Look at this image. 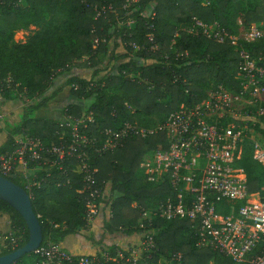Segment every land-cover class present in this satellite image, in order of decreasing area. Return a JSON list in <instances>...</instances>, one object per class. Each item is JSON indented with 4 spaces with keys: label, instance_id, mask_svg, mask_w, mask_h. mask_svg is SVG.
I'll return each mask as SVG.
<instances>
[{
    "label": "trees",
    "instance_id": "16d2710c",
    "mask_svg": "<svg viewBox=\"0 0 264 264\" xmlns=\"http://www.w3.org/2000/svg\"><path fill=\"white\" fill-rule=\"evenodd\" d=\"M205 1L140 0L124 8L126 0H0L1 94L8 99H28L24 100L21 121L9 130L0 154L14 150L17 134L39 137L46 144L60 143L62 133L69 137L58 120L37 116L35 112L47 108L61 91L43 95L53 79L71 73L73 66L94 68L91 78L76 74L66 82L76 97L93 98L84 112L76 104L65 109V113L74 116L94 113L96 122L88 126L89 134L100 128L119 127L125 121L154 126L182 103L190 106L202 100L218 84L237 88L235 48L184 28L195 20L218 22L231 31L237 30L239 21L245 27L264 22V0H208L209 4ZM150 4H154V18L146 11ZM130 21L134 24L128 25ZM31 25L38 28L35 33L25 42L15 41V32ZM150 31L155 33V51L150 49ZM95 39L100 41L96 46ZM103 56H108L110 67L100 66ZM9 76L13 79L10 86L6 82ZM95 76L100 77L93 80ZM40 95L43 97L38 98ZM166 147L164 133L158 132L145 138L130 137L114 152L94 155L97 182L102 188L96 217L103 216L106 232L138 237L139 223L147 221L143 209L156 208L170 193L167 183L147 182L140 168L144 157ZM252 153L248 140L241 165L247 174L249 191L256 192L264 186V166L253 159ZM37 175L45 179L41 187L34 188L32 200L42 226V244H62L68 235L85 237L88 194L79 192L84 185L82 175L67 164L61 170L50 166ZM7 178L25 186L20 176ZM109 209L113 211L110 219ZM0 214L8 215L11 232L18 238L17 246L4 250L0 253L3 255L27 242L28 228L22 215L1 198ZM153 225V264L174 251L183 254L179 264H231L225 254L196 246L189 219L153 217ZM105 247L115 250L112 244ZM74 255L77 259L85 254ZM27 258L32 259V264H40L34 253L24 255L14 264H25Z\"/></svg>",
    "mask_w": 264,
    "mask_h": 264
},
{
    "label": "built area",
    "instance_id": "2783aa9c",
    "mask_svg": "<svg viewBox=\"0 0 264 264\" xmlns=\"http://www.w3.org/2000/svg\"><path fill=\"white\" fill-rule=\"evenodd\" d=\"M139 1L126 0L123 7ZM204 3L209 4V1ZM148 13L151 18L156 15L153 8ZM132 24L134 21L128 22ZM184 29L235 48L237 88L218 84L209 89L202 100L190 106L182 103L154 126L125 121L119 127L100 128L95 134H89L88 126L96 122L93 112L79 116L65 113L60 127L68 131V138L62 133L60 143L46 144L39 137L17 134L14 150L0 154V175L20 176L31 200L35 198L34 188L41 187L45 180L38 178V171L48 170L50 166L61 170L67 164L72 171L81 174L84 185L79 192L88 194L85 220L90 227L99 212L98 199L102 194L97 182L98 169L93 165L94 155L114 152L130 137L145 138L158 132L165 135L167 147L144 157L140 168L147 182L167 183L170 193L156 208L143 209L142 215L147 221L139 223L138 241L126 246L115 242L112 244L114 252L104 246L96 253L77 259L61 243L48 242L33 252L40 264L111 261L153 264L151 260L156 250L153 217L189 219L195 231L196 246L225 254L231 264H264V186L261 191L250 192L247 174L241 165L245 144L250 140L253 159L264 166V136L254 137L252 128H248L249 119L264 117V22L245 27L239 21L237 30L231 31L218 22L195 20ZM147 37L150 49L157 50L154 31ZM99 43V39L94 40L95 46ZM247 45L252 47L249 49ZM133 46L139 48L136 44ZM6 82L10 86L13 79L9 76ZM108 214L109 219L113 217L111 209ZM17 244L18 238L11 231L0 230V253L14 249ZM182 259V252L174 251L157 264H179Z\"/></svg>",
    "mask_w": 264,
    "mask_h": 264
},
{
    "label": "crops",
    "instance_id": "0c3cea01",
    "mask_svg": "<svg viewBox=\"0 0 264 264\" xmlns=\"http://www.w3.org/2000/svg\"><path fill=\"white\" fill-rule=\"evenodd\" d=\"M61 94L62 91L58 93L54 100L52 99L53 101L51 100L52 102L50 101L47 108L42 109L38 112V116L43 115L47 118L53 119L62 118L61 111H55L54 108L56 107L54 106V103H56L55 100H57V98H59ZM69 94V97H65L60 101H70V103L72 102L73 104L80 106L82 108V111H84L85 109L83 103L81 104L82 101L71 92ZM60 107L62 106L60 105ZM23 108L24 107L22 106V101H20L19 98L16 97L8 99L0 93V115H2V118L0 119V146L5 143L9 134V130L21 121ZM102 219L103 216L94 219L90 226V229L92 230L90 236L83 237L78 235H68L62 242V245L74 254H93L98 252L99 249L105 244L111 245L115 242H119L121 244L129 245L138 241V238L136 236L130 237L124 236L122 234H110L106 232ZM0 230L11 231L10 220L8 215L6 214H0Z\"/></svg>",
    "mask_w": 264,
    "mask_h": 264
},
{
    "label": "water",
    "instance_id": "95a60500",
    "mask_svg": "<svg viewBox=\"0 0 264 264\" xmlns=\"http://www.w3.org/2000/svg\"><path fill=\"white\" fill-rule=\"evenodd\" d=\"M0 198L22 215L28 228V240L23 246L0 255V264H14L24 255L33 253L42 244V226L28 192L21 185L1 175Z\"/></svg>",
    "mask_w": 264,
    "mask_h": 264
},
{
    "label": "rangeland",
    "instance_id": "374dc122",
    "mask_svg": "<svg viewBox=\"0 0 264 264\" xmlns=\"http://www.w3.org/2000/svg\"><path fill=\"white\" fill-rule=\"evenodd\" d=\"M153 6H154V4L148 5L147 8H146V11L147 12L151 11L152 8H153ZM37 29L38 28L36 26H33V25L28 26V27H25V28H21V29H19V30H17L15 32L14 39H15V41L25 42L28 39L29 36H31V35H33L35 33V31ZM100 66L102 68H104V66L105 67L108 66V56H103V64L100 65ZM108 67H110V64H109ZM72 68L73 69H72L71 73H67L66 72L62 76L59 75L60 77L57 76L56 78H54L53 81H52V83L49 84L48 88H46V90H45V92L43 94V95H50V94H52L53 92H55L57 90H61L62 91L61 96L59 98H57V100H55L56 103H54L55 104L54 106H56V107H54L55 108V111H58L59 110L62 113V118L56 119L59 122L64 119V116H65L64 113H65L66 107H68L69 105H72L73 104L72 102L70 103V101H66V102L65 101L64 102H61L60 101L61 99L63 100L65 97H69V95H70L69 94L71 92L70 91V87L68 85H66V82H67L68 78L70 76H72V75H76L77 74V75H79L81 77H84V78H88L89 79V78L92 77L93 70H94V68H89V67L88 68H86V67H78L77 68V67L73 66ZM99 77L100 76H95L93 80H98ZM43 95H40L38 98H42ZM19 96H21V95H19ZM17 98H19L20 101H22V106L24 107V105H25V101L24 100H28V99H26L24 97H21V98L20 97H17ZM79 99L82 101L81 104L83 103V106H84V109L85 110L87 109V107L90 106V104L93 101V98H91V97H83V98L81 97ZM60 105L62 107H60ZM38 112H35V114H37V116H38ZM41 117H45V116L41 115ZM254 123H255V125H254ZM248 128H252V130H253V132L255 134L254 137H257V135H259V134H261L262 136H264V121L263 120H259L258 118H255L253 120L252 119H249ZM252 135H253V133H250V136H252ZM83 232L85 234V237H87V236H90L91 235L92 230L90 229V227H87L85 230H83ZM100 235H101V233H100ZM137 238H139V237H137ZM121 245L126 246L125 244H121ZM104 246H107V245L105 244ZM26 260L27 261H25L26 262L25 264H32V259L31 258H27ZM208 264H213V262L212 263H208Z\"/></svg>",
    "mask_w": 264,
    "mask_h": 264
}]
</instances>
